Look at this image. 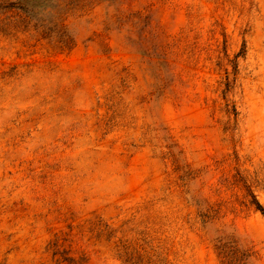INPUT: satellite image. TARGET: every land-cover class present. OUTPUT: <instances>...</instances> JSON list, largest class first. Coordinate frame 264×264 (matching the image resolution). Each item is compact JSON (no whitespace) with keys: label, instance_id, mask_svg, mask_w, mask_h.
I'll list each match as a JSON object with an SVG mask.
<instances>
[{"label":"rangeland","instance_id":"rangeland-1","mask_svg":"<svg viewBox=\"0 0 264 264\" xmlns=\"http://www.w3.org/2000/svg\"><path fill=\"white\" fill-rule=\"evenodd\" d=\"M257 204L264 0H0V264H264Z\"/></svg>","mask_w":264,"mask_h":264},{"label":"trees","instance_id":"trees-1","mask_svg":"<svg viewBox=\"0 0 264 264\" xmlns=\"http://www.w3.org/2000/svg\"><path fill=\"white\" fill-rule=\"evenodd\" d=\"M26 5H28V3L27 4L25 3L23 5V7L25 8ZM9 7H11V6L10 5L9 6H3V9H9ZM21 9H23V8L21 7ZM257 205H258L259 209L262 211V213L264 215V209L259 204H257Z\"/></svg>","mask_w":264,"mask_h":264}]
</instances>
